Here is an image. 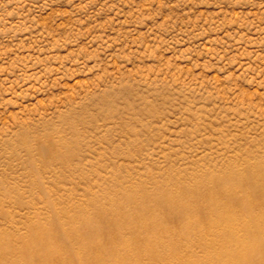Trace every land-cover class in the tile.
Wrapping results in <instances>:
<instances>
[{
  "label": "rangeland",
  "instance_id": "rangeland-1",
  "mask_svg": "<svg viewBox=\"0 0 264 264\" xmlns=\"http://www.w3.org/2000/svg\"><path fill=\"white\" fill-rule=\"evenodd\" d=\"M254 234L264 0H0V264H251Z\"/></svg>",
  "mask_w": 264,
  "mask_h": 264
},
{
  "label": "bare ground",
  "instance_id": "bare-ground-1",
  "mask_svg": "<svg viewBox=\"0 0 264 264\" xmlns=\"http://www.w3.org/2000/svg\"><path fill=\"white\" fill-rule=\"evenodd\" d=\"M224 210H228V207H224ZM254 240L256 242V248L253 249L256 257H254V262L251 264H264V239L260 237L259 234H254Z\"/></svg>",
  "mask_w": 264,
  "mask_h": 264
}]
</instances>
